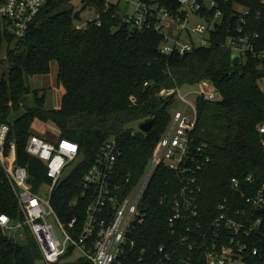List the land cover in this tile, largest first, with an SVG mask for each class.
<instances>
[{"label":"trees","instance_id":"16d2710c","mask_svg":"<svg viewBox=\"0 0 264 264\" xmlns=\"http://www.w3.org/2000/svg\"><path fill=\"white\" fill-rule=\"evenodd\" d=\"M73 1L50 0L25 40L15 50L6 51L9 71L0 79V126L4 123L11 126L8 143L15 142L16 161L27 168L29 184L37 190L51 182L46 163L29 154L27 144L36 134L33 132L36 120L52 122L60 138L79 143L83 158L57 187L52 204L64 221L70 222L77 216L81 222L87 206V200L81 196V183L103 144L112 138L118 141L122 154L116 163L117 176L121 181L137 183L151 164L171 122L170 108L176 106L174 96L163 98L161 91L175 87L188 91L209 82L220 98L214 102L202 99L197 102L199 118L195 137L206 144L212 157L198 176L203 189L200 206L204 213L215 214L217 206L229 198L249 210L241 193L250 196L251 185L256 191L264 187V134L259 130L264 124L261 86L264 65L254 57H248L240 66L232 64L233 53L224 45L236 27L230 10L211 46L195 48L185 56H166L160 50L161 33L130 30L120 7L105 0H89L97 6L99 17L83 30H77ZM258 8L253 10L257 12ZM262 12V19L252 25V30L260 34L261 47L264 46V8ZM3 50V37H0V54ZM54 61L59 66L58 85L66 93L59 109H48L46 95L34 91L27 78L50 73ZM146 82L149 84L145 85ZM32 94L34 104L29 101ZM148 121H153L150 131L141 132L138 126ZM233 179L240 181V190L233 188ZM173 181H178L176 174L162 166L151 179L143 200L147 217L133 234L138 253L179 240L171 234L167 223L175 193V189H169ZM250 211L253 217L261 216L256 209ZM2 214L14 223L25 219L0 164ZM24 234L26 243L21 244L0 227V264H38L43 259L28 227ZM255 241L261 254L248 256L249 262L264 264V236ZM178 247L181 256L176 264H185L189 248ZM195 256L193 264H206L201 253ZM80 264L91 262L82 259Z\"/></svg>","mask_w":264,"mask_h":264},{"label":"built area","instance_id":"2783aa9c","mask_svg":"<svg viewBox=\"0 0 264 264\" xmlns=\"http://www.w3.org/2000/svg\"><path fill=\"white\" fill-rule=\"evenodd\" d=\"M49 1L0 0L3 49L13 51L25 40ZM134 3V13L122 12L128 28L139 33L153 30L161 33L160 50L166 56H185L195 48L211 46L215 35L222 30L229 9L236 27L226 38L225 47L233 55L241 56V64L248 57H254L264 65L260 34L252 30V25L262 19L264 0H247L246 3L243 0H136ZM256 7H259L257 12L253 10ZM199 19L202 22H197ZM74 21L77 30L90 24ZM170 26L176 27L173 37L170 34L174 30H170ZM200 86L194 92H185L180 87L161 91L163 98L174 96L176 106L181 102L189 110L171 113V122L157 145L151 164L137 183L121 181L117 176L116 163L122 154L118 141L112 138L103 144L81 183V196L87 200L85 218L81 222L77 216L70 222L64 221L52 204L53 194L68 176L65 174L67 168L74 163L76 167L83 160L79 143L68 138L49 142L38 134L31 137L27 152L46 163L51 179L50 183L35 190L28 182L27 168L17 164L15 142L8 143L11 126L2 124L0 164L25 218L14 223L8 215H0L3 232L10 234L28 227L48 264L60 262L70 251L81 252L83 259L91 264H176L181 256L178 246L189 248L185 264H193L197 252L203 255L206 264H250L248 256L261 254L255 239L264 236V213H260L264 208V187L256 191L251 185L250 196L241 193L249 210L236 199L231 202L227 198L217 206L215 214L202 211L199 198L203 189L198 176L212 157L206 144L195 137L199 118L197 102L199 99L214 102L220 95L209 82ZM259 130L264 134V124ZM262 143L264 145V139ZM160 166L174 172L178 178L169 184L170 191L175 189V193L167 223L171 234L179 240L138 253L133 234L146 220L143 200ZM240 184L237 179L232 180L235 190H240ZM250 209H256L261 216L253 217Z\"/></svg>","mask_w":264,"mask_h":264},{"label":"rangeland","instance_id":"374dc122","mask_svg":"<svg viewBox=\"0 0 264 264\" xmlns=\"http://www.w3.org/2000/svg\"><path fill=\"white\" fill-rule=\"evenodd\" d=\"M107 3H113L116 4L120 7V11L123 13H134L136 10V5L134 1L136 0H105ZM72 6L76 11H81V16H82V21H78L81 24H87L88 22L94 21L98 18L99 16V10L95 3L91 2H85V0H74L72 2ZM197 22H202L200 19ZM172 33L170 34L171 37L175 35L176 27L175 26H170L169 27ZM196 39V37H194ZM6 49L3 50V52L0 54V79L2 76L9 71V63L7 59V53ZM58 75H59V66L56 61L52 62L51 65V71L48 74L45 75H34L30 76L27 78V84L31 86V88L35 91L38 90L40 91V94H45L46 95V100H45V105L46 108L48 109H59L62 104V98L64 94L66 93L65 89L62 87H59L58 85ZM261 86L264 89V80L261 81ZM201 86L200 84L192 87L188 91L185 92H194L195 90L200 89ZM30 104H34V96L33 94L30 97ZM189 110L187 105L184 103L179 102L177 106L171 107L170 111L173 113L176 110H182L185 111ZM17 118V117H16ZM15 117H13L11 120L13 121ZM141 126V125H140ZM139 127V130L143 132ZM136 127V126H135ZM137 129V128H136ZM138 131V129H137ZM33 132L46 137V139L49 142H58L60 139V133L57 128V126L52 123V122H42L41 120H36L34 125H33ZM145 133V132H144ZM75 163L67 168L66 170V176L71 173V171L75 168ZM9 237L14 238L17 240V242L21 244L26 243V237L24 234L23 229H18L16 231H11L9 234ZM83 257L81 256V252L79 251H72V253L66 254L65 256L62 257L60 262L56 264H80L81 260ZM38 264H48L44 259H41Z\"/></svg>","mask_w":264,"mask_h":264},{"label":"water","instance_id":"95a60500","mask_svg":"<svg viewBox=\"0 0 264 264\" xmlns=\"http://www.w3.org/2000/svg\"><path fill=\"white\" fill-rule=\"evenodd\" d=\"M74 19L75 20H78V21H82V16H81V11H76L75 14H74ZM241 56L239 55H233L232 56V64L234 66H240L241 65ZM153 125V121H148L144 124H142L140 126V129L145 132V133H148L151 129ZM260 213H264V208L263 209H260Z\"/></svg>","mask_w":264,"mask_h":264}]
</instances>
